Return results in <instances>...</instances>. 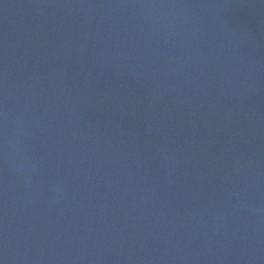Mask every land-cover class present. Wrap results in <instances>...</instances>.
I'll use <instances>...</instances> for the list:
<instances>
[{"label":"water","instance_id":"water-1","mask_svg":"<svg viewBox=\"0 0 264 264\" xmlns=\"http://www.w3.org/2000/svg\"><path fill=\"white\" fill-rule=\"evenodd\" d=\"M0 264H264V0H0Z\"/></svg>","mask_w":264,"mask_h":264}]
</instances>
